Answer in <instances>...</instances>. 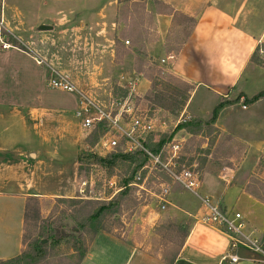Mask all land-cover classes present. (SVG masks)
Listing matches in <instances>:
<instances>
[{"label":"crops","instance_id":"1","mask_svg":"<svg viewBox=\"0 0 264 264\" xmlns=\"http://www.w3.org/2000/svg\"><path fill=\"white\" fill-rule=\"evenodd\" d=\"M25 1L38 2V0ZM41 1V3L52 4L56 7L52 12L48 11L47 14L50 15L49 21H42L40 17H37L36 21H16L17 38L23 42L33 43L32 48L25 51L16 47H12L11 49L10 47L3 48L0 44V264H5L6 261L17 257L25 248L24 234L28 202L32 203L35 199L39 201L42 198L49 197L71 198L73 197L72 195L77 193L80 184L86 181L82 178L79 179L82 164L77 160L74 163V171L67 177L64 169H58L56 173H52V167L47 164L45 159L40 157L42 155L41 148L48 145L50 135L56 133L63 134L61 132L63 127L68 130L70 121L63 115L64 110L58 109V107L64 108L66 106H58L52 101L53 105L49 103L45 104L46 100L44 97L42 98V90H36V88L38 87V82L40 83V72H42V82L46 83L47 78V68L44 64L38 63V60H42L45 64L56 66L58 71L67 74L74 84L79 85L75 76L76 74H82L83 77V74H86L85 69L87 70V68L81 65H74L72 62L68 63L69 66L67 64L64 67L57 66L59 64L57 58L66 57L72 61L74 57H86L87 48L84 45H86L87 42L85 40L87 39L82 43V47V44L69 43L72 40L70 38L72 36L70 35L75 37L77 29L87 31L91 28L90 24L92 23L93 25L95 21H78V18L73 17L70 19L66 17H54L62 10L67 11L69 9V12H72L73 9H88L90 5L98 0H63L64 2L68 1L65 9L55 4L60 3L59 0ZM162 1L172 9V12L164 13L163 15L168 19L159 21L158 32L161 33V36H163L164 30L175 23L174 15L182 14L194 19V25L186 40L178 49L174 50L173 54L167 52L166 54H171L173 58L164 62H171L172 74L192 86L183 112L194 119L206 120L214 107L223 98L227 97L231 88H234V92H241L249 98L254 95L256 92H246L242 88H237V86L242 80L246 81L251 78L249 77V72H245L246 65L244 64L245 62L250 64V56L259 44L264 43V27L259 32H256V35L251 39L249 38L250 45L245 54V62L242 64L238 62V59L231 51L234 49L233 36L238 35V31L235 29H233L232 33L229 31L232 29L231 26L233 25L231 23L233 21H242L241 26L243 28H241V31L244 30L245 21L249 23V21H259L260 18L264 21V0ZM31 3L35 4L34 2ZM109 5L116 6V0H106L103 4L101 3L100 9H104ZM96 14L100 15L99 12ZM6 24V21H0V43L3 41L1 29H6ZM96 24V28L94 29L97 31L95 34L97 38L96 42L100 43V47H111V45H108V42L113 43V37H109L104 31L108 29L114 31L115 21L108 24L107 21H96ZM41 26H50V28L40 29ZM98 26L100 27L99 29ZM8 31L12 33V31ZM67 37L70 39H66ZM61 39H66L67 42H65L69 44L66 53L60 52L58 47L53 48L50 46L56 40L59 42ZM99 52L96 53L98 56L101 55ZM166 54H163L159 58L160 62L162 59H166ZM109 65L110 68L115 67L112 60ZM119 65L121 66L117 72L118 82L122 83L121 86L125 82L133 81L134 86L132 90L140 88L144 89V91L148 90L149 81L144 77H138L140 74L135 71L134 64L130 60ZM126 65H129L130 69L126 70ZM23 78L25 81H23ZM16 81L18 83L14 85ZM19 83L24 85L23 89L18 85ZM36 83L37 87L35 86ZM201 87L206 89L208 94H212L213 98H208L210 103L213 102L210 104L208 110L204 112L205 116H201L199 110H189L193 96ZM32 88L34 89L33 98L30 99V96L29 98H25L22 93ZM81 88L88 90V87ZM260 90H264V88L256 91ZM113 97L112 93L108 94L107 106L101 104L102 101L98 100L100 99L99 97L96 98L95 96L94 99L102 107L106 108ZM262 103L263 113L264 97L247 104L246 108L242 107L245 104L235 108L232 104H225L218 111L214 127L218 129L220 135L230 136L242 143L245 146V154L240 162V167L230 169V173L223 176H217L218 180L223 181V183L225 182L222 188L216 191V195L218 196L214 197L211 192L207 191V193L214 197L212 199L223 210L229 213H232L233 206L240 203L244 213L239 210L234 212H238L244 217V223L248 226L246 232L252 236L255 235L254 237H260L264 229L260 233L254 234L256 233V228L250 225L252 223L250 214L255 209L260 211L262 215L261 223L264 227V202L259 201L252 194L244 190L243 181L239 183L237 182L238 179L236 180V172L245 166L246 161L251 155L255 159L254 161H256L254 162L255 165L259 156L264 155V117L261 116L259 119H256V111H259L258 108ZM77 106L78 99L74 100L72 109L76 110ZM237 109H240V111L236 113ZM249 109L252 110V113L247 117H242L241 113ZM80 125L78 126V130H81ZM79 140L82 141V137L78 134L76 142H79ZM78 144L80 145V143ZM45 154H49V150ZM251 172L252 170L249 171V173ZM226 176L229 177L223 179ZM152 177L154 176L148 173L146 175V183L151 180L149 184H152ZM114 179L112 181L116 183V178ZM162 179L163 181H159L160 183L162 182L170 186V194L168 203L166 204L167 213L161 215L159 211L149 208L148 204H143L142 210H138V217L133 214L134 216L128 219H121V223L125 229L124 232L117 233V229L115 228L109 231H99L87 243L86 253L77 264H112V258L121 264H169L166 257L167 251L152 252L149 247L150 244L146 242H154L158 240V237H161L157 234L156 228L161 225L166 218L165 216L171 219L175 218L174 220L179 221V224L188 226V234L183 239L182 245L172 264H179L181 261L184 264H194V261L184 258V252L188 242L195 233L196 226L202 223L196 220V211L188 209H197V206L199 209L200 202L187 191L174 184L169 178L167 179L165 175ZM116 187L118 190L117 184ZM176 187L181 188L183 193L192 198V201L186 202L183 200V197L174 191ZM149 189L155 192V190ZM117 190L111 189L109 194L115 195V191ZM156 191L159 192V190ZM149 198L157 201L154 196H149ZM205 226L212 230L214 235L203 230L199 231L198 235L203 240L201 244L204 245L206 243L211 245V250H216V253H218L219 258L216 264H223L225 260H229L228 257L222 259L225 256L223 253L227 252V255L233 254L228 253L232 241L219 229ZM138 229H141L140 232H144L145 237L149 235V239L144 242V249L142 248V241L138 239ZM223 238L227 239L228 243H225ZM227 246H229L228 249ZM239 246L243 245L238 244L234 250H237ZM243 247L253 254L246 252L239 257L234 253L239 259L235 263L229 260L231 263L237 264L243 259L246 262L242 264H251V262L264 264V255L262 253L251 250L246 246ZM254 256L257 258H252ZM261 256L263 257L260 258ZM106 257L108 258L107 260ZM56 258L58 259H55V261H42L39 264H76L75 252L73 250L64 256Z\"/></svg>","mask_w":264,"mask_h":264},{"label":"rangeland","instance_id":"2","mask_svg":"<svg viewBox=\"0 0 264 264\" xmlns=\"http://www.w3.org/2000/svg\"><path fill=\"white\" fill-rule=\"evenodd\" d=\"M59 1L60 3L55 4L60 8L65 9L66 3L68 1ZM31 2H34L35 4L33 5ZM41 2V0H38V2L25 0H0V21L7 22L6 29H1V36L4 42L9 43L10 49L12 47H16L27 51L29 48H32L31 46H33V43L23 42L17 38L16 32L18 30L16 28V21H36L37 17H40L42 21H49L50 15L47 13L48 11L52 12V10H55L56 7L52 4H44ZM104 2H106V0H98L90 5L88 9H73L72 12H69V9H67V11L62 10L57 14V16L54 17H66L68 19L73 17L76 19L78 18V21H95L93 25L92 23L90 24L91 28L87 31L77 29L75 32L76 36L74 37L73 35H70L72 36L70 37L72 40H68L69 43L76 45L82 44L86 41L87 43L84 45L87 48L86 57H74L72 61L66 57H58L57 61L59 64H57V66L60 65L64 67L66 64L69 66L68 63L72 62L74 65L86 67V74H83V77L82 74H76L75 76L77 78L78 84L81 85H78V87L92 98H95V96L96 98L99 97L100 99L98 100L102 101V105L105 104L107 106L109 93H112V95H115L117 98H124L127 94H129L128 96L130 97L131 107L134 109V112L143 119L145 124L150 125L151 127L147 128V130L143 133H139V130H136L135 132H138L136 135L137 139L141 140L144 137L150 136L151 140L149 143L153 145L156 141L162 138L161 136H158V134H151V131H153V133H167V135L164 137V141H170L172 138L181 141V151L179 154L180 162L185 166L194 168L198 172L201 181V188L199 191L203 196H210L211 201L216 203L212 197L218 196L216 195V191L220 190L225 183L218 180L217 176L228 174L230 173V169H234L240 165V162L245 154V146L230 136L223 134L220 135L218 129L212 130V128L207 127H203V129L200 131L193 130L192 132L180 130L174 134L170 140H168L169 133L173 131L179 121L182 119L194 118L183 112L186 103L183 107L181 106V108L179 106L180 103L183 102L184 96L187 94V83L182 84L183 81L172 74L171 62L161 63L159 58L167 52H171L173 54L174 50L178 49L182 45L194 25V19L183 16L182 14L174 15L175 23L172 24L168 29L164 30L163 36H161V33L158 32L159 21L168 19L163 15L168 11L164 1L124 0L120 4L116 0V6L109 5L104 9H100L101 3L103 4ZM98 12L100 15L96 14ZM96 21H107V24L115 21L114 31H110L109 29V31H104L109 37H113V43L108 42V45H111V47L108 46L103 48L100 47V43L98 44V42H96L97 38L95 34L97 31L94 30L97 25ZM233 23H231L233 26H231L232 29L229 32L232 33L233 29H235L238 31V35L233 36L235 38L232 39L234 42V49L231 51L238 59V62L242 64L246 59L245 54L248 51L250 39L256 35V32H259L261 29H263L264 21L262 18H260L259 21H249V23L245 21L246 24L243 31H241V28H243L241 26L242 21H233ZM99 28L100 27L98 26V29ZM8 30L12 31V33H10ZM116 37L119 39L117 43L115 42ZM70 38L67 37L66 39ZM66 39H61L62 41L60 40L59 42L56 40L54 44L49 45L53 48L58 47L60 52L66 53L67 49L69 48V44L66 43ZM125 41H128V43L126 44ZM0 44L2 46L3 42ZM102 49H104V51H102ZM97 52H99L101 55L98 56L96 54ZM258 54L261 60L258 63H255L251 60L252 55L250 56V64L245 62V72H249V77L251 78L246 81L242 80L237 88H242L246 92L248 91L256 93L259 92L256 90L264 88V48H260ZM111 60L113 61L114 65L117 63L114 68H110L109 64ZM128 60L134 64L135 71L137 68H140V76L138 77H144L149 81V88L150 86L153 88L149 94H146L147 90L144 91V89L141 88L133 91H128L126 88L128 91L127 93L126 90L118 88V86H121L122 84L118 82L119 79L117 71L121 66L119 64H124V62H128ZM52 67L57 69L54 65ZM125 68L126 70H128V68L130 69L129 65H126ZM41 73L42 72H40V83L38 82V87L37 83L35 85L37 87L36 90H42V98L44 97L46 100L45 104L49 103L50 105H53V102L58 106L68 107H58V109L64 110L63 115H65L66 119L70 121V125L68 130L63 127V130L61 131L63 134L56 133L50 135L48 145H45L41 148L42 155H40V157L45 159L47 164L52 167V173H56V170L58 169H64L67 173V177H69L68 175L74 171V163L77 160V155L95 152L100 147L98 144L100 139L94 141L96 136L95 131L97 129L96 125L89 129H84L80 125V119L76 116V110L72 109L74 100L77 99L76 95L71 92L49 88L45 82H42ZM48 76L49 69L47 68L46 77ZM23 81H25L24 78ZM16 83L18 82H14V85H16ZM18 85L21 86L22 89L24 88L23 84L19 83ZM81 87H88L90 92L87 89L85 90ZM22 95H24L25 98H29L30 96V99H32L34 95V89H27L22 93ZM240 95L244 94L241 92H234V88H231V91L229 90V94L226 98H223V101L230 102L232 105H234V108L240 107L242 104L247 106V103L244 101V97ZM209 97L212 98V94H208L207 90L201 87L193 96L189 110H199L201 116H205L204 112L208 110L210 104L213 102L212 101L210 103V100H208ZM240 109H237L236 113L239 112ZM262 109L263 103L258 108L259 111H256V119H259L261 116L264 117V112L262 113ZM251 113L252 110L249 109L248 111H245L241 114L242 117H247ZM123 117L125 121H130V119L125 114ZM79 125L81 130H78ZM78 134L82 137V141L79 140V142H76ZM78 143H80V145ZM118 144L124 147L125 143L121 139ZM47 150H49V154H45ZM254 160L255 159H253V156L251 155L246 161L245 166L236 172V180L238 179L237 182L239 183L243 181L244 190L252 194L254 198L257 196L258 198L264 200V155L261 157L259 156L256 165L254 164V162H256ZM80 168L81 172L79 173V179L82 178L86 180L87 185H89V180H92L97 193L104 189L105 195L109 194L111 189L107 185V180L110 177H108V175L99 166L92 164H82V167ZM251 170L252 172L249 173ZM114 172L119 175H113L116 178L117 186L118 183H122L123 180L130 178L129 171L126 172L125 168L123 167L116 169ZM158 173H160L159 170H152L151 173H149L154 176L152 177V184H149L151 182L150 179V181L146 183V186L152 190H155V192H157L156 190H160L162 184H164L159 182L163 181L162 178H164V175L167 179L169 178V176L163 171H161L160 174ZM146 174L148 173L146 172ZM228 177L229 176H226L223 179H227ZM174 191L181 195L183 200L186 202L192 201V198L186 193H183L181 188L176 187ZM207 191L211 192L213 196L207 193ZM72 196L73 197L71 198H80L78 192ZM67 199V197H49L42 198L38 202H30V207L32 210L27 212L26 216L27 219L24 234V250H29L30 246L28 243L33 242L35 239H46V243L43 244L46 246L45 256L33 264H39L42 261H55V259H58L56 257L64 256L65 254L72 251V248L69 244H61V246L57 248H52L50 246V238L55 232L60 234L64 232L74 235L73 233H70L68 230H66V227L68 226L69 221H72L75 225L76 223L70 217L62 219L64 218L63 213L70 214L72 209L82 206V203H78L76 206H71V203ZM143 204H148L149 208L159 211L161 215L167 213L166 207L165 209L160 210L158 201H155L147 196L145 200H137V206L129 207V209H127L120 216V218L125 220L131 216H134L133 214L138 217V210H142ZM240 205V203H237L235 206H233L232 214H234V211L236 210L244 213ZM188 210L196 211V220L199 219L203 211L201 206L199 209L197 206V209L191 208ZM36 213L38 214L36 215ZM36 216H38V219ZM137 217L135 218L137 219ZM165 217L167 218V216ZM250 219H252L253 223L250 225H253L254 228H256V233L254 234L260 233L264 229L261 223V212L255 209L250 214ZM173 221L180 223L177 220ZM111 222L113 223V220L108 219V226ZM114 226L115 227H112L111 230L115 228L117 229V233L125 231L124 225L122 223L120 225L114 224ZM76 227L78 228L77 225ZM140 230L141 229H138L137 235L138 239L142 241V248L144 249V242L149 239V235L148 237H145L144 232H140ZM143 230L145 231V229ZM202 230L214 235V232L205 225L198 224L196 226L195 233L187 244L184 252V258L194 261V264H216V261L219 258L216 250H211L212 247L209 244H201L203 240H201L198 234L199 231ZM244 230H248L246 223L244 224ZM81 235H83V237L88 240L89 236L87 234H83V232L80 230L79 236ZM74 236L79 237L76 235ZM173 236L175 237V241L173 242L163 237H158V240H155L154 242H146L150 244L149 247L151 248L152 252L169 251L170 248H176L177 242H179L181 237L179 231L177 233H173ZM223 241L228 243V240L225 238H223ZM228 247L229 246H227V249ZM246 252L253 254L251 251L246 250V248L243 246H239L237 250L231 249V247L228 249V253H236L239 257L244 255ZM226 253L223 254L227 255ZM262 257L263 256L260 258ZM252 258L257 257L254 256ZM75 259H77V253H75ZM107 259L108 258L106 257V260ZM244 262H246V260L242 259L237 264H242ZM23 264L31 263L24 262ZM112 264L121 263L112 258ZM179 264H184V262L181 261ZM223 264L233 263L227 259L223 262ZM251 264L255 263L251 262Z\"/></svg>","mask_w":264,"mask_h":264},{"label":"built area","instance_id":"3","mask_svg":"<svg viewBox=\"0 0 264 264\" xmlns=\"http://www.w3.org/2000/svg\"><path fill=\"white\" fill-rule=\"evenodd\" d=\"M2 42L3 48H9V43ZM125 43L127 44L128 41H125ZM172 58L173 56L171 54H166V59H162L161 62L164 63L166 60ZM38 63L44 64L49 69V76L46 79V84L49 88L71 92L77 96L78 106L76 116L80 119L81 126L84 129L94 127L100 121H106L109 124V130L101 137L98 143L100 147L94 153L105 155L107 152L113 150L122 139L125 143L122 148L125 151L141 148L148 155L149 163L135 174L134 180L130 184L136 188L135 195L137 200L141 201L142 199L145 200L147 196H154L158 201L160 210L165 209L170 194V186L168 184H162L159 192H152L146 186L147 174L142 175L143 170H146L147 173L155 169L160 172L163 171L174 184L199 200L203 210L198 219L199 222L210 227H215L223 232L232 241V249L236 248L238 244H242L264 255L262 248V244H264V232L260 237H254L247 233L244 230L245 223L240 213H229L223 210L217 203L212 202L209 196H203L201 194L199 191L201 181L198 172L192 167L185 166L179 160L181 141L172 138L170 141L163 143L157 153H151L143 147L141 140H138L136 135L138 132L143 133L147 128L151 127L136 115L134 109L131 107L129 94L124 98L114 96L110 100L108 107L104 108L94 98L80 90L67 74L58 71L50 64H45L42 60H38ZM133 86V81H128L122 87L128 88V91H133ZM242 107L245 108L246 106L242 105ZM124 114L130 119L129 122L125 121ZM184 120L186 119H182L179 122ZM136 130L139 131L135 132ZM114 178L115 176L109 178L107 185L109 188L117 190L116 183L112 181ZM88 184L86 181L80 184L77 191L80 198L109 200L114 196L113 194L105 195L104 189L97 193L92 180H89ZM227 257L233 263L239 259L234 253L225 255L222 259H226Z\"/></svg>","mask_w":264,"mask_h":264},{"label":"trees","instance_id":"4","mask_svg":"<svg viewBox=\"0 0 264 264\" xmlns=\"http://www.w3.org/2000/svg\"><path fill=\"white\" fill-rule=\"evenodd\" d=\"M118 3L121 4L124 0H117ZM167 6V5H166ZM168 11L172 12V9L167 6ZM119 41L118 37H116L115 42ZM260 48H264V43L259 44L256 50L252 53L251 60L255 63H258L260 60V56L258 51ZM22 49V48H20ZM23 50V49H22ZM136 72L140 74V68L136 69ZM182 84H186L183 83ZM187 85V94L183 98V102L180 103L183 107L186 101L189 98L190 91L192 90V86L189 84ZM118 88L126 90V87L118 86ZM153 90L152 86L147 90L146 94H149ZM115 96V95H114ZM244 97V101L249 104L253 103L256 100L264 97V90L259 91L252 97H246L244 95H240ZM225 104H231L228 101H221L218 103L211 112V115L206 120L201 119H186L182 122H178L171 133H169L168 140H170L174 134L179 132L180 130H186L192 132L193 130L200 131L203 127L212 128V130H216L214 127V123L217 118L218 111L221 109L222 106ZM96 136L94 141L101 139V137L109 130V124L106 121H100L96 124ZM151 134L161 136L162 138L155 142V144H150L149 141L151 140L150 136L144 137L141 139V143L144 148L148 149L151 153H157L161 148L164 141V137L167 133L164 132H155L151 131ZM146 136V135H145ZM77 161L81 164H92L99 166L107 175L108 177H113V175L119 176L114 171L119 169L120 167L125 168L126 172L129 171L130 178L125 179L122 183H118L119 190L115 193V195L109 200H95V199H83V198H68L71 206H76L78 203H82V206L78 208H74L71 210L70 214L63 213L62 219H66V217H70L78 226V228L83 232V234H87L88 240H86L83 235L79 237H75L69 233H57L55 232L53 236L50 238V246L52 248H57L61 246V244H69L72 250L77 253L76 264L80 262V260L84 257L87 249V242L91 241L94 236L99 231H109L115 225L121 224L120 216L127 210L129 207L137 206V198L135 195L136 188L130 185L135 177V174L144 166L149 163L148 155L141 149L136 148L130 151H125L122 148V145L118 144L113 150L107 152L105 155H99L97 153H90V154H78ZM146 170L142 171V175H145ZM256 196V195H255ZM256 199L264 202V200L258 198ZM37 200L35 199V202ZM139 201V200H138ZM38 202V201H37ZM30 203L28 202L27 212L31 211ZM35 212V211H34ZM38 213H36L37 215ZM38 216H36L37 218ZM38 219V218H37ZM108 219H112L113 223L111 222L108 226L107 221ZM174 219L166 218L161 223L160 226L156 228V232L163 238H167L170 241H175V237L173 233H177L179 231L181 237L179 242H177L176 248H170L167 250L166 257L168 259V263L172 264L176 255L182 245L183 239L188 234V226L183 224H179ZM63 226V225H62ZM41 238L35 239L33 242H29L28 245L30 246L29 250H23L17 257L8 260L5 264H23L30 262L31 264L39 261L42 257L46 254V246L40 243ZM24 243H25V236H24ZM262 248L264 250V244H262Z\"/></svg>","mask_w":264,"mask_h":264},{"label":"water","instance_id":"5","mask_svg":"<svg viewBox=\"0 0 264 264\" xmlns=\"http://www.w3.org/2000/svg\"><path fill=\"white\" fill-rule=\"evenodd\" d=\"M50 26H41L40 29H49ZM66 230H68L70 233H73L76 236H79L80 230L76 227V225L72 222L69 221L68 226L66 227ZM41 244L46 243V239H41L40 241Z\"/></svg>","mask_w":264,"mask_h":264}]
</instances>
